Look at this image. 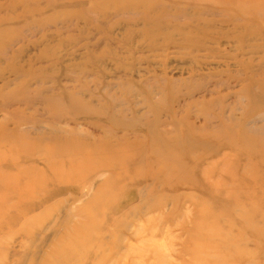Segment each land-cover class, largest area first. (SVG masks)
Listing matches in <instances>:
<instances>
[{"label": "rangeland", "instance_id": "rangeland-1", "mask_svg": "<svg viewBox=\"0 0 264 264\" xmlns=\"http://www.w3.org/2000/svg\"><path fill=\"white\" fill-rule=\"evenodd\" d=\"M133 1L0 0V264H264V0Z\"/></svg>", "mask_w": 264, "mask_h": 264}, {"label": "bare ground", "instance_id": "bare-ground-1", "mask_svg": "<svg viewBox=\"0 0 264 264\" xmlns=\"http://www.w3.org/2000/svg\"><path fill=\"white\" fill-rule=\"evenodd\" d=\"M257 1L258 0H251V2H257ZM102 3L104 4L105 9L106 8H109V0H102ZM133 4L135 5V2L134 1L131 2L130 4L119 5L117 8H121V9L130 8L129 6H131ZM149 147L151 148L152 156H155L156 157V162H155L156 164H159V165H161L162 168H166V169H170L171 167L173 169H175V168L178 167V162H177L176 159H174L175 158V152H173L171 154L164 155V153L162 152V150L160 148L161 146L160 147L157 146L155 144V141L154 140L150 142ZM24 151L25 152H29V151H34L35 152L36 150H34V149L31 150V149L27 148L26 150H23V152ZM100 153H101V151H99L98 149H96L95 150V153H93V154L99 155ZM76 154H77V151L75 150V147H70V148H65V149L64 148H57L56 150H48V151H44V150H39L38 149L36 151V155L39 158L41 157L44 161H49V162H51V160L58 161V160H65V159H68V158H74L76 156ZM63 157L65 159H63ZM115 157H118V156L116 155ZM103 158L104 157H102V162L99 159L98 160L91 159L90 157H87V161H86L85 158H84V160L88 163L89 166H91L90 171H92V170H96L97 168H100V167H105L104 166L105 164H109L110 163L109 162L110 159H107V161L104 162L105 160H103ZM117 162H118V158L114 159V163H117ZM250 201H252V200L250 199ZM252 203H253V201L251 202V206H252ZM247 209L248 208H246L244 210L241 209V214L238 217H235V218L236 219H239V220L242 219V221L246 220V217L245 216H247V214H246ZM210 215H212L213 217H220V214L219 213H217V214L213 213V214H210ZM207 216H208L207 212L202 211V220L198 224V227H200V229L198 230V233L204 234L206 236V240L210 236H214V234H215L214 232L217 231V228L215 227V221L206 218ZM221 221L223 223H226V220H221ZM235 221L236 220L234 218L231 219V224L229 226H232V224H235ZM248 226H249L248 229H251L252 232H254L253 233L254 234V237H258L260 233L259 232H257V233L255 232L253 223H249L248 222ZM241 231L243 232V228H239L238 229V233H240ZM198 233L195 235V238H198V239H201L202 241H205V240H203L200 237V235ZM68 245H70V244H68ZM233 246L234 245L231 244V250L234 249ZM200 248L202 249L203 247L202 246H198L197 249H196V252L194 253L196 255V258H197V253L200 250ZM213 249H218V250L221 249L222 251H224L226 249V247L223 246V245H221L219 243V246H215ZM235 254L238 257H241L242 256V254L238 250L236 251ZM219 256L221 257V259L223 261V259H224L223 255L222 254L221 255L219 254ZM221 259H219V263H217V264H225V263H222Z\"/></svg>", "mask_w": 264, "mask_h": 264}]
</instances>
